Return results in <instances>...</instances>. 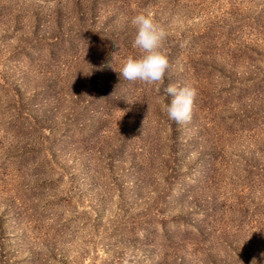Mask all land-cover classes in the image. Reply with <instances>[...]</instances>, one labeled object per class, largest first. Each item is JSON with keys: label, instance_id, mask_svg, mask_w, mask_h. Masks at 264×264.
<instances>
[{"label": "rangeland", "instance_id": "1", "mask_svg": "<svg viewBox=\"0 0 264 264\" xmlns=\"http://www.w3.org/2000/svg\"><path fill=\"white\" fill-rule=\"evenodd\" d=\"M142 12L186 123L119 77ZM126 259L264 264V0H0V264Z\"/></svg>", "mask_w": 264, "mask_h": 264}, {"label": "clouds", "instance_id": "2", "mask_svg": "<svg viewBox=\"0 0 264 264\" xmlns=\"http://www.w3.org/2000/svg\"><path fill=\"white\" fill-rule=\"evenodd\" d=\"M131 23L136 28L133 47L142 53L137 58L127 57L122 62L119 77L128 81H140L148 85H163L162 91L167 102L163 108L168 118L175 123H186L191 119L192 106L196 97L195 88L190 85L177 87L164 85V77L169 67L167 57L159 50L167 37L164 27L156 23L151 13H138ZM157 87V91H160ZM128 264V260H125Z\"/></svg>", "mask_w": 264, "mask_h": 264}]
</instances>
